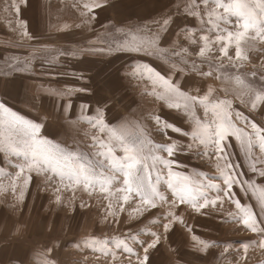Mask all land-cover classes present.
Returning a JSON list of instances; mask_svg holds the SVG:
<instances>
[{"label":"rangeland","instance_id":"374dc122","mask_svg":"<svg viewBox=\"0 0 264 264\" xmlns=\"http://www.w3.org/2000/svg\"><path fill=\"white\" fill-rule=\"evenodd\" d=\"M89 2L91 0H0V102H5L29 119L44 122L41 134L72 150L79 149L85 153L94 151L90 147L91 137L97 134V130L84 122L79 105L90 103L95 109L97 101H103V107L108 109L105 114L107 122L112 125L127 124L135 130H143L153 144L169 143V137L178 138V134L171 130L166 134L158 130L154 119L156 115H161L174 120V110H168L163 101L150 94V81L123 78L122 69L131 70L134 65L145 63L161 74L171 69L173 79H188L196 87L203 86L202 90H206L210 84L221 98L225 96V86L238 87L235 76L256 85L264 76V41L259 38L249 45H242L247 57L244 60H235L234 43L229 47V56L240 65L239 68H233L227 58L221 57L219 45L216 44L212 45V51L206 53L205 57L199 56V37L210 35L214 38L217 33L209 31L211 25H201L198 17L187 15L192 0H100L104 4L102 8L82 15L86 13L84 3ZM196 3L199 5L197 11L207 21L203 0H196ZM17 6L19 13L16 12ZM169 17L173 21L167 33L170 43L164 46L165 50L159 56L81 54L79 51L93 47L106 48L121 39L119 35L113 36V26L124 28L129 24ZM231 20L234 24L235 18ZM22 22H26L25 27H21ZM193 24H196L195 38L198 41L195 45L186 39ZM222 27L234 30L232 25ZM25 31L27 35H22ZM45 47L57 59L55 63L41 68L40 57ZM60 52L65 54L59 55ZM73 52L76 55H72ZM33 53L38 57L32 61L35 75L16 72L18 64L31 59ZM193 63L200 71H211L212 76L201 77L192 70ZM221 63L225 65L224 68H218ZM222 73L233 79L222 82L217 79ZM81 75L83 81L78 79ZM68 87H87L89 91L74 94L71 98L52 94L53 89ZM227 98L233 99V106L249 119L264 126V104L250 111V104L248 107L240 104L231 92ZM69 99L72 108L65 111L64 105ZM245 100H249V97L245 96ZM92 115L95 116V112ZM180 115L186 126L192 125L186 113ZM185 130H190V127ZM187 139L184 138L185 143ZM231 142L233 147L229 151L233 153L232 159L242 164L239 170L247 174L243 178L253 176L248 170L247 159L234 139ZM254 154H260L258 145L254 148ZM179 159L181 167L178 170L193 177L197 173H204L219 180L213 161L191 153L187 158L181 156ZM18 162L19 158L0 153V174L3 175L0 183L4 185L0 189V264H137L136 256L129 257L122 250L115 249L112 238L127 237L129 246L142 257L143 248L130 236L135 235L137 240L147 243L153 239L150 232L158 233L160 242L155 249L149 250V264H264V248L258 244L262 237L239 223L231 220L222 222L228 213L236 211L235 206L227 200L222 208L217 207L215 211L202 209L199 213L191 205L179 202L173 209L169 208L168 203L158 202L155 209L136 210L138 201L130 199L124 202L123 194L115 191L119 185H114L110 193L100 191L99 186L85 190L81 185L73 190L62 187L55 177L48 180L49 174L37 176L32 173L24 199L20 201L23 177L17 181L16 193L11 191L7 179L17 171L15 165ZM253 179L257 184L264 185V180L258 176H253ZM57 188L60 190L56 191ZM234 190L242 203L252 205L259 219L258 202L252 193L245 194L238 188ZM161 191L165 192L170 203V191L163 187ZM57 196L60 197L59 202ZM169 211L180 219L172 223L171 230L165 233L163 224L168 221L163 217ZM90 237L109 239V247L116 251V258L82 246L83 240ZM193 237L209 242L211 246L201 251L203 245ZM244 243L250 244L246 253L242 247Z\"/></svg>","mask_w":264,"mask_h":264},{"label":"snow or ice","instance_id":"6c2138e0","mask_svg":"<svg viewBox=\"0 0 264 264\" xmlns=\"http://www.w3.org/2000/svg\"><path fill=\"white\" fill-rule=\"evenodd\" d=\"M209 3L210 0H203L204 15L207 16V21L197 11L199 5L196 0H192V5L187 11L189 17H198L201 25L207 23L212 26L209 31L217 33L214 38L210 35L199 37L201 46L198 54L200 57H205L206 53L212 51L213 44L219 45L221 57L227 58L233 68H239L240 65L234 63L233 57L229 56V47L235 44V60L239 61L247 58L243 53L242 45H249L257 38L264 41V0H211V7ZM103 6L100 0H91L89 3H84L86 13L82 15L92 13L94 9ZM16 12L19 13L18 6ZM233 17L235 18L234 24L231 20ZM92 18L95 19L94 16ZM171 23L173 21L169 17L129 24L124 28L113 26V36L119 35L121 39L109 44L106 48L93 47L79 51L81 54L91 52L159 56L165 50L164 46L170 43L167 33ZM25 25L26 22L21 23V27ZM222 25H232L234 30H228ZM195 31L196 24H193L186 37L192 45L198 43ZM22 35H27V32H23ZM64 54V52L59 53V55ZM71 54L76 55L75 52ZM36 59H38L36 54H31V59L20 62L15 71L35 75L36 69L32 61ZM40 59L41 68H43L46 64L55 63L57 57L52 56L45 47ZM172 67L174 68L175 65ZM209 67H212L211 63ZM224 67L223 63L218 65V68ZM192 70L201 77L212 76L211 71H200L195 63L192 65ZM121 76L146 79L151 82L150 94L163 101L168 110L175 112L174 120L156 115L154 119L157 129L165 134L171 130L178 134V138L169 137V143L153 144L146 138L143 130H135L127 124L112 125L107 122L105 114L108 109L103 107V101H97L95 109L90 103H81L79 108L84 122L97 130V134L91 137L90 147L94 151L85 153L79 149L72 150L42 135L41 129L44 127V122L29 119L7 106L5 102H0V153L19 158V162L15 165L17 171L7 177L11 191L16 193L17 181L23 177L19 191V199L23 201L27 186L32 179L31 174L35 173L37 176L49 174L47 175L48 180L55 177L62 187L73 190L81 185L85 190L99 186L100 191L110 193L114 185H119L115 191L123 194L124 202L130 199L138 201L136 210L155 209L158 202L168 203L169 208L173 209L179 202L191 205L199 213L202 209L215 211L217 207L222 208L227 200L235 206L236 211L228 213L227 218L222 222L226 223L231 220L253 233H258L262 237L258 244L264 248V185L257 184L253 179V176H258L264 180V126L249 119L233 106V99L227 98L231 92L240 104L245 107L250 104V111L256 110L258 105L264 104V76L260 78L259 85L235 76V84L238 87L225 86L223 88L224 98L217 95V90L210 84L206 90H202L203 86L196 87L195 83L188 79L184 81L173 79L171 69L161 74L147 63L134 65L131 70L127 71L122 69ZM78 79L83 81V75ZM217 79L223 82L225 79L231 81L233 78L222 73L217 76ZM88 91L87 87H68L63 90L53 89L52 94L71 98L74 94ZM245 96H248L249 100H245ZM70 108H72L71 99L64 105V110L67 111ZM93 112L95 116L92 115ZM85 113L88 115L84 116ZM180 113H186L190 117L191 126L183 123L184 118ZM186 127H190V130H185ZM184 138H188L186 143ZM232 139L247 159L248 170L253 174L247 179L243 178L247 174L239 170L242 164L232 159L233 153L229 151L233 147ZM257 145L259 155L254 154V148ZM190 153L198 158L213 161L219 180L204 173H197L193 177L178 170L181 167L179 157L187 158ZM2 179L3 175L0 174V180ZM161 187L170 191L172 196L170 203L165 192L161 191ZM3 188V183H0V189ZM237 188L245 194L251 192L252 196L257 199L259 219L252 205L242 203L241 199L237 198L234 190ZM59 190V188L56 189V191ZM56 200L59 202L60 197L57 196ZM163 219L168 221L163 224L164 232L168 233L171 230V224L180 217L169 211ZM149 235L153 239L147 243L137 240L135 235L130 236L132 241L143 248L142 257L129 246L127 237L112 238V241L116 250H122L129 257L136 256L137 264H149V250L155 249L160 242L158 233L150 232ZM193 239L203 245L201 251H206L211 246L209 242L201 241L197 237ZM82 246H87L104 255H110L113 259L116 258V251L109 247L107 238H85ZM249 246V243L242 245L245 253ZM227 247L226 245V251Z\"/></svg>","mask_w":264,"mask_h":264},{"label":"crops","instance_id":"0c3cea01","mask_svg":"<svg viewBox=\"0 0 264 264\" xmlns=\"http://www.w3.org/2000/svg\"><path fill=\"white\" fill-rule=\"evenodd\" d=\"M221 12H222V10H220ZM0 39H2L1 37H0ZM0 87H1V85H0Z\"/></svg>","mask_w":264,"mask_h":264}]
</instances>
